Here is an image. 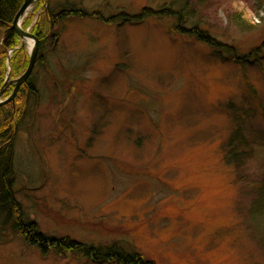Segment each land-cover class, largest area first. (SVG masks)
I'll list each match as a JSON object with an SVG mask.
<instances>
[{
    "label": "rangeland",
    "instance_id": "rangeland-1",
    "mask_svg": "<svg viewBox=\"0 0 264 264\" xmlns=\"http://www.w3.org/2000/svg\"><path fill=\"white\" fill-rule=\"evenodd\" d=\"M188 1L201 28L239 54L261 49L258 61H217L205 44L171 32L169 19H66L53 28L13 151L15 199L40 233L116 242L156 264H264V144L240 165L224 158L235 127L227 106L264 131V0ZM165 2L44 0L36 11L37 0L21 27L29 20L31 33L48 8L109 19ZM7 73L11 81L23 72ZM0 264L92 263L42 256L5 229Z\"/></svg>",
    "mask_w": 264,
    "mask_h": 264
},
{
    "label": "trees",
    "instance_id": "trees-1",
    "mask_svg": "<svg viewBox=\"0 0 264 264\" xmlns=\"http://www.w3.org/2000/svg\"><path fill=\"white\" fill-rule=\"evenodd\" d=\"M38 1L40 4H37L36 11L42 7L44 0ZM23 2L24 0H0V89L4 84L8 63L10 77L13 75L18 76L21 72L24 73L28 65L29 58L26 51L24 47L18 49L21 41L11 29L14 17ZM196 15L188 0H168L157 10L143 8L138 15L130 16L121 13L109 19L103 18L96 12L89 13L79 8H62L57 12L48 8L38 16L36 24L31 29V34L39 41L36 64H39L42 60L40 54L42 46L49 38H53L55 34L52 30L61 21L89 18L107 25L119 21L121 26H136L151 17L172 20L174 23L170 26L171 32L205 44L211 49V55L217 61L231 62L241 67L258 61L261 49H253L246 55L239 54L235 47L213 37L208 30L201 28ZM244 21L243 16L239 14L233 17V22L238 27L244 26ZM28 26L29 20L22 24L23 30L27 29ZM9 51H12L10 56H8ZM12 89L9 87L5 91L4 98L11 94ZM33 93H36L34 85L28 79L19 88L12 102L0 106V233L6 229L12 234L20 235L29 246L36 247L42 256L49 253L58 257L72 255L92 264H156L133 250L128 251L122 244L116 242L88 246L69 237L58 238L42 234L35 223L24 218L20 204L15 199L13 151L16 132L24 111L25 98ZM254 98H256V95ZM255 108L259 112V104ZM227 109L231 114L235 127L225 143L224 158L227 163H233L237 166L240 165L243 156L253 155L255 147L264 144V131L246 126L244 120L245 115H247L246 112L242 113L232 105L227 106Z\"/></svg>",
    "mask_w": 264,
    "mask_h": 264
},
{
    "label": "water",
    "instance_id": "water-1",
    "mask_svg": "<svg viewBox=\"0 0 264 264\" xmlns=\"http://www.w3.org/2000/svg\"><path fill=\"white\" fill-rule=\"evenodd\" d=\"M34 1L35 0H24L21 8L19 9L18 13L16 14L12 22L11 29L21 40L22 45H24L25 40H31L33 42V47L29 51V54H28L29 61H28V65L24 73L19 78L13 81H8V78H6V81H8V83L5 82L2 89L0 90V106L10 103L14 100V97L17 94L19 88L29 79L36 65V60H37L38 52H39V41L33 34L29 33L27 30H23L21 28V25L19 24L21 18L24 16L25 12L33 4ZM10 85L14 86V89L11 95L5 100H1L6 88Z\"/></svg>",
    "mask_w": 264,
    "mask_h": 264
},
{
    "label": "bare ground",
    "instance_id": "bare-ground-1",
    "mask_svg": "<svg viewBox=\"0 0 264 264\" xmlns=\"http://www.w3.org/2000/svg\"><path fill=\"white\" fill-rule=\"evenodd\" d=\"M37 2V0H35L33 2V4L27 9V11L25 12L24 16L21 18L19 24H21L23 22V20L25 19V17L27 16V14L33 9L34 4ZM24 44H26L28 46L29 51L32 49L33 47V42L31 40H25Z\"/></svg>",
    "mask_w": 264,
    "mask_h": 264
}]
</instances>
